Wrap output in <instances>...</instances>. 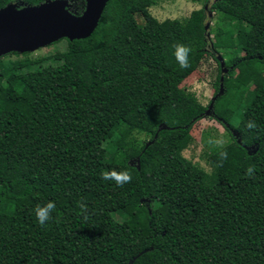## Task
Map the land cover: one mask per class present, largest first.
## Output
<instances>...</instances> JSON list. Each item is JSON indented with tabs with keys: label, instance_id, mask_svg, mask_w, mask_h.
I'll return each mask as SVG.
<instances>
[{
	"label": "trees",
	"instance_id": "trees-1",
	"mask_svg": "<svg viewBox=\"0 0 264 264\" xmlns=\"http://www.w3.org/2000/svg\"><path fill=\"white\" fill-rule=\"evenodd\" d=\"M67 2L83 13L85 0ZM158 2L108 0L64 51L0 58V264H264V0H190L203 7L161 22ZM177 44L191 48L187 68ZM206 56L217 68L204 106L180 85ZM206 116L226 138L209 145L211 185L183 156ZM112 169L132 182L102 179ZM49 201L41 226L34 210Z\"/></svg>",
	"mask_w": 264,
	"mask_h": 264
},
{
	"label": "water",
	"instance_id": "water-1",
	"mask_svg": "<svg viewBox=\"0 0 264 264\" xmlns=\"http://www.w3.org/2000/svg\"><path fill=\"white\" fill-rule=\"evenodd\" d=\"M107 2L85 0L80 16L68 11L67 0H47L37 7L21 9L15 4L7 5L0 9V58L10 53H30L63 39L88 38L97 28Z\"/></svg>",
	"mask_w": 264,
	"mask_h": 264
},
{
	"label": "rangeland",
	"instance_id": "rangeland-1",
	"mask_svg": "<svg viewBox=\"0 0 264 264\" xmlns=\"http://www.w3.org/2000/svg\"><path fill=\"white\" fill-rule=\"evenodd\" d=\"M203 7L200 4L190 2V0H159L158 4L149 9L152 17L158 21L166 19H177L183 21L194 10ZM209 7V4H208ZM208 7L206 9H208ZM213 13H210V18L206 21V25H213ZM140 21V18L136 17ZM66 48L65 40L49 45L45 48L28 53L27 57L31 60L43 58L55 52L64 51ZM22 59L23 56H10L6 60ZM216 62L211 56H206L199 70L193 72L180 85V88L191 98L206 106L212 99L215 92L216 80ZM236 71L231 73V76L236 75ZM222 139L224 143L223 127L209 116L202 118L191 129V140L187 148L183 152V156L193 165L205 172V183L211 185L214 182L216 167L211 162L210 156L212 149L207 143L208 138ZM126 214L131 212L130 208L125 210Z\"/></svg>",
	"mask_w": 264,
	"mask_h": 264
},
{
	"label": "clouds",
	"instance_id": "clouds-1",
	"mask_svg": "<svg viewBox=\"0 0 264 264\" xmlns=\"http://www.w3.org/2000/svg\"><path fill=\"white\" fill-rule=\"evenodd\" d=\"M174 57L178 65L180 66L181 69L187 68L189 66V61L188 57L189 54L191 53V48L182 45V44H177L174 46ZM246 128L248 129H255L257 127L255 121L249 120L246 123ZM209 145H214L218 147H223L224 141L222 139H209L208 140ZM227 152L226 151H221L219 153V164L218 166L222 167L223 166V161L227 159ZM255 171V167L253 165H250L245 172V175L247 177H253ZM102 179L104 180H111L114 181L117 187H123L125 184L131 183L132 182V175L130 174L129 171H116L115 169L109 170L107 172H103L101 174ZM79 207L81 210V213L84 214V219L87 220V205L83 202L79 203ZM55 210V203L52 201L47 202L43 206L37 205L35 208V216L37 218L38 223L43 226L45 223L49 220L52 219L51 213Z\"/></svg>",
	"mask_w": 264,
	"mask_h": 264
}]
</instances>
